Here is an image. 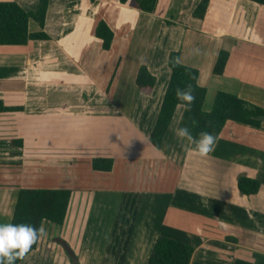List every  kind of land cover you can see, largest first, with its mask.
I'll use <instances>...</instances> for the list:
<instances>
[{"label": "crops", "instance_id": "crops-1", "mask_svg": "<svg viewBox=\"0 0 264 264\" xmlns=\"http://www.w3.org/2000/svg\"><path fill=\"white\" fill-rule=\"evenodd\" d=\"M0 1H16L28 11L39 0ZM198 2L159 0L157 11L147 13L119 0H50L43 28L49 39L0 45V99L24 107L0 113V223L5 218L10 223L22 187L81 194L110 187L118 198L120 191H139L146 205L150 199L160 201L157 194L164 191L166 204L141 209L136 232L125 238L129 258H148L164 234L194 246L190 264H233L236 259L264 264V122L258 128L228 121L214 152L200 157L175 134L179 106L160 149L148 140L170 77L171 51H180V61L199 70L207 95L212 89L206 110L218 90L264 108V5L210 0L204 19H197L192 12ZM101 19L114 32L109 50L95 36ZM29 30L42 29L30 20ZM222 49L229 58L224 72L215 75ZM142 64L156 76L151 94L135 83ZM100 107L108 115L99 113ZM30 108L47 112L26 114ZM121 129L129 140L118 145ZM18 138L22 147L15 144ZM98 156L112 157L113 170H93L91 160ZM112 174L116 181L109 186L106 178ZM240 176L258 179L259 191L240 193ZM177 192L186 195L187 208L173 202Z\"/></svg>", "mask_w": 264, "mask_h": 264}, {"label": "trees", "instance_id": "trees-1", "mask_svg": "<svg viewBox=\"0 0 264 264\" xmlns=\"http://www.w3.org/2000/svg\"><path fill=\"white\" fill-rule=\"evenodd\" d=\"M50 0H39L34 10L23 9L16 1H0V45H26L30 40H47L49 36L43 31ZM129 3L140 11L154 13L157 11L159 0H119ZM264 5V0H249ZM210 0H199L193 9L192 15L197 19H204ZM36 21L42 30L31 32L29 21ZM95 36L102 41V48L109 50L114 40L112 28L103 20H99L95 27ZM229 58L227 50H220L213 67V73L220 75L224 72ZM180 51H171L167 65L170 77L164 91L155 122L148 136L153 147L160 149L167 135L176 110L180 106L175 98V89L184 88L191 84L196 97L190 110L182 109L178 128L187 126L194 137L202 131L213 133L217 140L228 121L240 122L254 127H261L264 122V108L252 104L239 96L218 90L210 110H205L207 88L201 86L199 70L180 61ZM136 86L142 93L151 94L156 84V76L144 64L140 65L136 74ZM23 106H7L0 99V113L23 111ZM15 144L23 146V140L18 138ZM191 149L193 146H191ZM91 167L95 171L110 172L114 167L112 157L98 156L91 160ZM237 187L244 195H253L259 191L260 182L256 178L240 176ZM72 190L45 187H22L18 190L15 199L10 223H30L43 226L46 223L63 225L66 221ZM39 241L33 245L28 253L38 247ZM68 250V251H67ZM69 253L71 264H80L76 255ZM194 246L177 238L160 234L152 247L145 264H190ZM72 252V251H71ZM27 255V256H28ZM26 256V257H27ZM25 260V259H24ZM22 261H17L20 264ZM233 264H255L253 262L236 259Z\"/></svg>", "mask_w": 264, "mask_h": 264}, {"label": "rangeland", "instance_id": "rangeland-1", "mask_svg": "<svg viewBox=\"0 0 264 264\" xmlns=\"http://www.w3.org/2000/svg\"><path fill=\"white\" fill-rule=\"evenodd\" d=\"M126 61L127 57H125L124 63ZM138 62L139 61H136L134 64L128 65L132 68L133 66L135 67ZM121 65H123V61ZM128 89L130 90V87H128ZM211 91L212 89L210 93H208L205 101L206 107L209 105V98H212L211 94L213 92ZM117 93H120V90ZM30 109L31 111L26 114L36 116L38 111V114L41 115L47 112V110L37 111L35 108ZM86 109L87 108L84 107V110ZM99 113L104 114L105 111H102L100 107ZM117 114H120V112L116 107V115ZM105 115L108 114L105 113ZM110 115L112 116V113ZM31 120L37 123L43 121L34 119L29 120L26 118V122ZM110 121L111 125L115 124V118L114 120L110 118ZM147 121L146 123L149 127L150 120L148 119ZM116 136L118 145L121 141L129 140V134H126L124 129L119 130ZM142 144L139 145L143 146ZM147 144H149L148 141ZM144 149L145 147L141 150L144 151ZM106 180H109L110 186L113 180L116 181V177L114 174L107 175ZM106 183L108 182L106 181ZM90 185L93 187V185L95 186L97 184L91 182ZM104 189L108 192L94 191V189H91V191H86L81 194L73 191L65 223L61 226L55 224L49 225L46 223L44 228L47 235L39 240L37 249L20 264H71L69 253L67 252L68 248L72 255L77 256L80 264H145L147 258H135V261L132 260L131 256L129 258L126 255V239L136 232V224H138L141 219V209L151 210L155 207L164 206L168 199L165 195H168V192L163 191L160 195L157 194V196H160V201L150 199V201L148 200L149 202L147 201L146 205V200L143 198L146 197V195H143L142 192H131V190L120 191V198H118L116 197L118 193L116 195V191L111 192L113 190H109L110 187L109 189L108 187ZM124 192L130 194L127 195ZM154 194L155 193H151V197H155ZM174 199L173 202H179L183 207L187 208L189 206L186 195L177 192ZM197 210L204 211L201 208H197ZM156 214L157 212L155 215ZM4 223H9L8 218L4 219Z\"/></svg>", "mask_w": 264, "mask_h": 264}, {"label": "clouds", "instance_id": "clouds-1", "mask_svg": "<svg viewBox=\"0 0 264 264\" xmlns=\"http://www.w3.org/2000/svg\"><path fill=\"white\" fill-rule=\"evenodd\" d=\"M175 63L179 64V59ZM174 95L185 110H190L196 99L191 84L184 88L177 87ZM175 134L178 139L186 140L193 146L192 151L200 157H207L215 150L217 138L211 132L202 131L197 138L192 135L189 127L184 126L178 128ZM46 235L43 224L36 226L30 223H0V264L23 261L33 245Z\"/></svg>", "mask_w": 264, "mask_h": 264}]
</instances>
